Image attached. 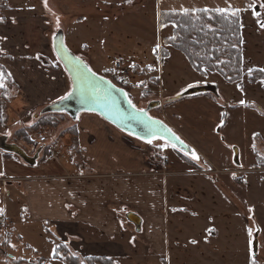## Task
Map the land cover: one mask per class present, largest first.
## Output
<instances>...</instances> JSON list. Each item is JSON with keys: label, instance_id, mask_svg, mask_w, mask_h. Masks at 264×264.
Wrapping results in <instances>:
<instances>
[{"label": "rangeland", "instance_id": "obj_1", "mask_svg": "<svg viewBox=\"0 0 264 264\" xmlns=\"http://www.w3.org/2000/svg\"><path fill=\"white\" fill-rule=\"evenodd\" d=\"M30 3L34 6L31 7ZM248 3L249 0H244L243 8ZM12 4L16 7V10H12L14 14L28 11L40 17V21L43 20L42 29L52 42L57 34L62 33L66 46L77 56L86 59L94 72L126 90L136 107L148 109L153 101L159 102L158 106L149 110L151 116L167 119L181 129L189 141L197 140L207 147L209 151L205 154L206 158L196 154L202 167L194 168L193 163L188 165L193 170L197 169V173L210 176L215 183L217 177L220 178L219 184L226 197L223 199L213 184L206 186L203 182L206 189L203 187L202 194L207 201L198 194L193 201L195 207L188 208L203 219L213 216L212 224L219 231L216 236H208L204 241V244H209V249L202 264H252L253 253L256 264H264V88L259 85L264 86V80L251 85L252 74L249 72V69H264V28L256 22L257 19L264 20V9L257 8L262 14L260 18L254 17L251 10L240 13L243 24V78L230 82L217 72L202 74L196 71L181 50L165 43V39L173 36L175 25H161L151 2L137 0L127 4L106 5L99 0H47L46 7L44 0H12ZM57 18L59 28L56 26ZM156 44H160V48L153 52ZM46 51L51 53L47 52L49 55L43 56L41 60L43 69L37 70L36 88L23 90L17 83L15 73H5L7 76L4 75L3 84L7 95L0 96L1 110L4 104L7 114L6 121H1L2 111L0 116L1 130L9 134L7 142L21 146L30 156H35L41 146L44 148L37 159L38 165L28 164L17 154L25 165L16 158L14 162L39 173L41 166L59 169L60 163L66 164L65 158L72 143L71 134L77 132L78 119L85 113L97 114L83 111L74 117L68 112L48 111L51 105L72 91L73 80L53 44H49ZM117 61L122 62L123 67H129L126 84L120 81L117 71L105 70ZM149 65L152 70L148 69ZM34 78L26 74V82L33 84ZM196 81H200L198 86L177 95L188 84ZM209 84L216 86L217 92L186 94L189 90ZM19 96L24 98L22 103H19ZM241 100L246 103L241 107L233 106L235 111L231 109V105ZM251 100H254L252 104ZM44 119H50V122L38 130L33 128ZM23 130L32 133L34 144H27L25 138H16V133ZM68 130L70 134H65ZM41 135L48 136L50 142H38ZM66 137L70 138L67 140ZM151 140V144L147 140H140V144H145L147 150L155 153L157 166L162 165L163 174H170L165 168H168L169 162L174 168L175 165L183 166L180 162L185 156L186 159H193L191 154L173 148L161 137ZM49 143L56 145L55 155L46 148ZM166 143L169 145L166 148L157 146ZM2 151L0 149V171L3 172V160L6 157ZM4 153L14 155L12 152ZM49 154L53 157L47 156ZM208 159L220 169L233 170L220 173L214 168L212 171ZM65 167L69 166L66 164ZM4 173L12 174L8 171ZM227 194L231 197H227ZM185 204L190 205L188 201ZM249 229L252 230V237L248 235ZM180 230L184 231L182 227ZM191 237L186 235L187 240ZM249 240H252L251 251Z\"/></svg>", "mask_w": 264, "mask_h": 264}, {"label": "crops", "instance_id": "obj_2", "mask_svg": "<svg viewBox=\"0 0 264 264\" xmlns=\"http://www.w3.org/2000/svg\"><path fill=\"white\" fill-rule=\"evenodd\" d=\"M99 1L106 5L127 4L126 0ZM144 1L151 2L159 17L161 11L226 6L225 0ZM229 2L233 7L243 8L244 0ZM12 10H16L12 0H0V17L3 18L0 19V73H15L23 90L36 88L37 70L42 71L41 60L52 52V49L50 53L45 50L49 44L54 48L55 37L53 42L49 39L42 29L43 20L40 21L36 14L28 11L14 14ZM26 74L35 77L33 84L26 82ZM3 90L4 86L0 87L1 97ZM23 101L21 97L19 103ZM243 105L238 102L231 105V109L235 111L233 106ZM161 120L198 156L206 158L209 150L202 142L189 141L181 129L167 119ZM8 135L2 132L0 124V139L4 136L7 139ZM140 140L97 114L85 113L77 121L76 144H69V154L65 158L68 168L57 162L62 169L41 166L39 173L18 166L15 158L24 165L25 162L15 154L2 151L6 157L3 172L12 174L0 176V209H3L0 214L12 220L13 226L7 234L0 232L4 242L0 264H16L21 259L22 264H40L43 259H46L45 264H69L64 259L53 258V250L59 243H64L71 253L81 258L108 257L118 264H202L209 249L204 241L219 231L212 224L213 216L203 219L188 208L195 207L193 201L198 194L207 201L202 194L203 182L206 186L213 184L225 199L220 178L217 177L215 183L210 176L197 173V169L193 170L188 164L199 168L201 163L186 159L187 156L180 162L181 167L172 168L169 162L165 168L170 174H163L162 165L157 166L155 153L140 144ZM43 149L41 146L40 150ZM208 160L212 171L214 168L220 173L233 170L220 169ZM226 191H229L227 187ZM230 194L234 197L232 192ZM187 201L191 206L185 204ZM186 235L192 237L187 240Z\"/></svg>", "mask_w": 264, "mask_h": 264}, {"label": "trees", "instance_id": "obj_3", "mask_svg": "<svg viewBox=\"0 0 264 264\" xmlns=\"http://www.w3.org/2000/svg\"><path fill=\"white\" fill-rule=\"evenodd\" d=\"M160 23L161 25L171 23L175 25L172 36L175 39L167 38L165 43L181 50L196 71L202 74L217 72L230 82L240 81L243 78V43H241L243 27H240L242 23L240 16L239 22H237L235 18L225 17L211 11L204 13L190 10L188 14H184L182 11H161ZM164 54V57H167L166 51ZM259 70H252L250 76L252 83L264 80V72ZM5 73L3 74L5 75ZM6 92L3 90L2 96L7 95ZM1 111V121H6L7 114H5L4 104ZM48 122L50 119L41 120L33 128L38 130L40 126L47 125ZM65 134H70V130ZM71 135H73L72 143L76 144L77 132ZM16 138H25L27 144H34L32 133L29 134L24 130L18 131ZM46 148L48 149L47 146ZM53 258L64 259L69 264H118L108 257L81 258L71 253L64 243L56 245ZM45 261L46 259H43L40 264H45ZM23 262L21 259L16 264Z\"/></svg>", "mask_w": 264, "mask_h": 264}, {"label": "water", "instance_id": "obj_4", "mask_svg": "<svg viewBox=\"0 0 264 264\" xmlns=\"http://www.w3.org/2000/svg\"><path fill=\"white\" fill-rule=\"evenodd\" d=\"M54 49L72 77L73 89L71 96L51 105L48 111L68 112L74 117L83 111L95 112L124 132L137 136L142 140L161 137L170 144H175V147L180 151L187 154L192 153L193 149L167 124L149 114V110L154 106L153 104L148 109H143V113H140V108L132 102L129 103L130 98L126 90L116 86L108 78L94 72L83 58L77 56L66 46L62 33L55 37ZM77 57L78 60L75 59ZM89 68L92 70L91 73L87 71ZM81 74L86 79H81ZM204 91L217 92V87L209 84L206 87L189 90L186 94ZM166 129H171V132ZM172 133H175L179 140L174 139ZM180 141H183V144ZM0 149L17 154L30 165L37 164L38 155L34 157L28 155L21 146L8 143L5 137L0 139Z\"/></svg>", "mask_w": 264, "mask_h": 264}, {"label": "snow or ice", "instance_id": "obj_5", "mask_svg": "<svg viewBox=\"0 0 264 264\" xmlns=\"http://www.w3.org/2000/svg\"><path fill=\"white\" fill-rule=\"evenodd\" d=\"M126 2L127 3H131L132 0H126ZM44 3H45V6L47 7V0H44ZM225 4H226L225 7H216V8L211 9V10L208 9V8H204V9H193L192 11H201V12H204V13H208V12L211 11V12H214V13L222 14L225 17L235 18L236 21L239 22V16H240V13L241 12L251 10L254 17L260 18L262 14H261L260 11L257 10V8L259 7L261 9H264V0H249V3L247 4L246 8H243V9L240 8V7H233V5L229 2V0H225ZM181 10H182V12L184 14H188L189 11H190V9H188V8H182ZM0 19H3V18L0 17ZM256 22H257V24H259V26L261 28H264V20L257 19ZM56 26H57V28L60 27V23H59V19L58 18H57V24H56ZM240 27H243V24L242 23L240 24ZM172 39H175V37H172ZM241 43H243V41H241ZM233 47H235V45H233ZM159 48H160V44H156L155 47L153 48V52H156V50L159 49ZM75 59L78 60L79 58L77 57ZM148 69L149 70H152V66L149 65L148 66ZM105 70L106 71H111L112 69H105ZM87 71L89 73H91L92 70L89 68ZM251 71L252 70L249 69V72L250 73H251ZM259 71L264 72V69H260ZM93 75H94V73H93ZM4 79H5L4 74L3 73H0V87H3L4 86V84H3ZM81 79H86V77H84L83 74H81ZM140 83H143V81H141ZM199 83H200V81H196L195 83L188 84L186 86V88L185 89H182L181 92H178L177 95H181L182 92L187 91V89L194 88V87L198 86ZM137 86H139V85H137ZM121 91H123V90H121ZM71 95H72V93L69 92L67 94V96L61 97V99H66V98H68ZM125 95H127V94H125ZM129 103H131L130 100H129ZM245 103L246 102L244 100H241L240 101V104H245ZM139 112L140 113H143V109H140ZM166 130L168 132H171V129H166ZM172 136L174 137V139L179 140V137H176L175 136V133H172ZM147 143L151 144L152 143V140L151 139L147 140ZM180 143L183 144V141H180ZM157 146L158 147H161V148H166L169 145L166 143V144L157 145ZM171 146L173 148H175V144H172ZM191 155H192V158L193 159H197V160L199 159V157L195 153V150H192ZM4 175H5V173L2 172V171H0V176H4ZM173 210L175 211V209H173ZM2 212H3V209H0V213H2ZM248 235L250 237H252L253 233H252V230L251 229L248 230ZM192 243H196V241H192ZM249 245H250V251H251L252 240H249ZM13 247H15V245H13ZM53 253L55 254V249L53 250ZM252 264H256L255 254L254 253L252 255Z\"/></svg>", "mask_w": 264, "mask_h": 264}, {"label": "built area", "instance_id": "obj_6", "mask_svg": "<svg viewBox=\"0 0 264 264\" xmlns=\"http://www.w3.org/2000/svg\"><path fill=\"white\" fill-rule=\"evenodd\" d=\"M111 69L117 71L119 76H120V81L123 84H126L125 82L128 79L129 67L128 66L123 67L122 62L117 61V62H115V64L112 66ZM38 142L48 143V142H50V138L48 136L41 135L38 138ZM47 145H48V150L50 149V153L55 154L56 145H53L52 143H49ZM164 162H165V160H164ZM12 226H13L12 220H10L6 216H3L0 214V232L7 234L6 231H8L9 228H12ZM5 234H4V238H6ZM0 242L3 243V240L0 239ZM1 246H2V244H1Z\"/></svg>", "mask_w": 264, "mask_h": 264}, {"label": "bare ground", "instance_id": "obj_7", "mask_svg": "<svg viewBox=\"0 0 264 264\" xmlns=\"http://www.w3.org/2000/svg\"><path fill=\"white\" fill-rule=\"evenodd\" d=\"M57 35H60V34H57ZM154 106H156V105H159V103L157 102V101H153V103H152ZM47 147H48V145H47ZM49 151H50V149H49ZM26 152V151H25ZM40 152V150L38 151V153ZM27 153V152H26ZM38 153L36 154V155H38ZM28 154V153H27ZM29 155V154H28ZM35 155V156H36ZM32 157H34V156H32Z\"/></svg>", "mask_w": 264, "mask_h": 264}, {"label": "flooded vegetation", "instance_id": "obj_8", "mask_svg": "<svg viewBox=\"0 0 264 264\" xmlns=\"http://www.w3.org/2000/svg\"><path fill=\"white\" fill-rule=\"evenodd\" d=\"M46 146V145H45ZM43 147V146H42ZM25 150V149H24ZM26 151V150H25ZM42 150H40V152H41Z\"/></svg>", "mask_w": 264, "mask_h": 264}]
</instances>
